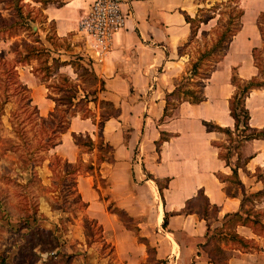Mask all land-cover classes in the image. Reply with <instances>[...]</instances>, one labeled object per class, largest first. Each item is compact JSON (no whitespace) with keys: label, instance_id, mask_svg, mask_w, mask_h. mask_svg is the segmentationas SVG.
<instances>
[{"label":"crops","instance_id":"0c3cea01","mask_svg":"<svg viewBox=\"0 0 264 264\" xmlns=\"http://www.w3.org/2000/svg\"><path fill=\"white\" fill-rule=\"evenodd\" d=\"M61 1L60 5L55 2L43 5L41 0H24V3L40 9L45 18L54 23L58 37L72 40L76 50L88 62L87 66L104 81V89L97 94L99 101L111 102L118 112L105 122L102 130L91 118L79 114L73 116L68 131L62 134L51 152L74 162L81 147L75 143L73 134L89 135L95 144L102 138L113 147V160L99 163L102 176L109 180V194L117 208L138 220L141 235L153 248L155 259L162 260L161 263L166 259V264H213L205 250L208 225L211 228L222 226L227 214L240 210L243 195L241 190L234 196L227 194L226 182L218 175H230L235 164L230 162L227 165L219 156L217 146L212 144V136L217 132H209L203 121L234 128L235 120L229 109L235 89L233 69L237 68L239 77L251 79L258 75L254 59L252 64L245 66L238 63L215 68L203 88L204 101H182L170 110L172 114L165 116L167 94L177 88L179 79L182 80L189 69L190 56L187 52H180L191 37L186 16L195 17L207 0H123L125 25L112 36L109 47L101 54L80 29L81 17L94 0ZM64 67L71 69L66 73L70 79L77 77L71 65L60 68ZM24 84L33 87L36 100V85L28 81ZM41 87L45 88L47 96V87L43 83L37 87L38 92ZM35 102L40 110L41 105H45L46 113L56 105L50 97ZM245 106L250 112L251 127L263 129L264 89H253ZM90 107L95 116L100 115L98 104L90 103ZM240 152L248 158L238 170L241 181L252 192L263 191L264 139L246 141ZM86 173L88 177L81 180L91 184L89 178L93 173ZM257 173L262 174L260 179ZM157 180H168L163 197ZM85 188L83 197L91 208L95 195L99 193L94 187L91 190ZM199 193L207 200L210 209L217 207L213 216L215 226L211 225L210 216L206 220L199 210L191 208L199 199ZM91 209L95 210L94 207ZM104 211L105 214L101 211H93V214L101 219L104 237L112 243L117 259L128 260L127 264H141L150 255L147 245L139 242L136 234L132 235L131 241L125 240L128 236L119 232L122 229L117 223L125 231L131 230L117 214L108 209ZM153 213L155 218L148 215ZM166 213L169 215L168 225L164 228ZM145 229L147 232L143 233ZM237 232L262 248L248 251L223 242L225 245L221 248L229 254L222 264H264V239L247 226L237 227Z\"/></svg>","mask_w":264,"mask_h":264},{"label":"rangeland","instance_id":"374dc122","mask_svg":"<svg viewBox=\"0 0 264 264\" xmlns=\"http://www.w3.org/2000/svg\"><path fill=\"white\" fill-rule=\"evenodd\" d=\"M44 1L55 2L56 4L63 3L61 0ZM214 3L225 5L228 2L226 0H207L205 7ZM240 5L244 11L241 19L242 28L234 37L224 62L221 64L220 61V64L218 63L215 68L238 63L244 66L252 64L251 50L255 47L260 48V57L264 59V42L257 28L258 17L264 12V0H240ZM24 10L32 12L34 21H28L24 27H9V29L6 27V20L10 19L15 10L9 0L0 2V264H44L53 255L52 252L48 253L44 246L45 242L51 240L52 234L59 238V249L63 253L75 256L72 258L71 264H127L128 260L117 259L112 243L104 237L101 219L96 218V215L93 214V211L94 213L101 211L105 214L104 209L112 211L117 208L115 201L109 194V180L103 177L100 172L99 154L101 152L98 148L81 147L77 160L68 162L65 158L51 152L53 148L43 150L39 147L43 126V130L49 129L48 125H45L40 118H48L56 110L52 108L46 113L43 108L45 105H41V110L39 108L38 113H35L33 109L34 105L37 104L35 101L50 95L58 98L63 95L57 89V86L65 85L59 77L67 76L66 73H69L71 69L65 67L61 69L59 66L61 63L74 61L77 57L83 58L81 60L83 65L87 66L88 62L76 50L72 40L56 35L54 23L48 21L40 9L25 4ZM223 11L226 19L227 11ZM215 22L212 21L209 25L202 26V29L210 30ZM10 31L13 34L12 37H8ZM197 40L190 43L184 50L190 56L188 57L189 68L190 61L204 51V45L207 43L211 46V36L207 37V40H200V37ZM24 42L39 49L36 52L38 59L33 58L26 63L16 62L17 57L25 54ZM36 55L33 54L32 57H36ZM15 65L17 74L10 71V68ZM204 69L203 72L208 68ZM75 72L77 77L74 76V79L70 80L79 90V97H83L94 85L91 77L83 73L81 66H78ZM236 73L238 74L237 68L233 69V74ZM34 76L37 79H34ZM237 76L239 77V75ZM239 79L241 82L249 80L241 77ZM16 80L22 83L28 81L29 84L36 85V100L33 97V87H28L32 99V102L29 103L26 96L19 92V87L15 83ZM42 83L47 87V96L44 87H41L42 90L40 89L38 92L37 87ZM179 83H181V79H179ZM74 103V106L68 108L63 105L62 110L56 114L54 120H59L66 111L64 108H67L65 114L68 120L71 118V112L79 110L78 114L83 113L86 105L79 103L78 99ZM97 104L100 107V115L110 109L101 101H98ZM100 115H96L97 121H99ZM80 135L85 140L87 135ZM212 137V144L217 146L219 153L232 152L230 162L236 166L238 155L235 152V146L238 145V138L234 136L230 139L220 132ZM241 147L237 150L240 156L244 157L243 160L240 159V164L243 166L248 158L241 154ZM111 153H104L106 154V161L111 157ZM70 164L79 166L80 170L75 174L67 173L72 167ZM90 165L95 166L94 168L97 170H89ZM235 166L233 165V167ZM87 171L93 173L89 178L91 184L81 180L83 177H88ZM242 175L245 176L244 173ZM218 176L225 180L226 188L235 194L241 190L242 194V188L238 184L231 183L235 180L233 173L230 175L220 173ZM256 176L260 179L262 174L257 173ZM166 184V180L160 182L161 186ZM85 187L87 190H91L92 187L98 190L99 195H95L91 206L95 210L88 206V200L83 197L82 190ZM245 187L249 189L248 186ZM249 191L252 192L250 189ZM263 201L264 199L256 202V209L264 212ZM205 204V198L201 196L191 208L202 210ZM152 211L154 212L153 209ZM148 215L155 218V213ZM214 215L215 212L211 210L209 220L213 226H215ZM117 217L122 219L119 215ZM137 221L134 219L127 222L133 229L131 232L125 231L120 223H117L122 229L119 232L131 237H126L125 240L131 241L135 232L137 235ZM151 223H154V220ZM219 227L221 226L212 227L210 236L214 235V231ZM145 232H147L146 229L143 233ZM162 232L164 233L163 229ZM141 236V232L138 231L137 237ZM211 245L210 248L212 249L215 247L221 249L225 244L219 240L213 241ZM261 248L259 246V249L255 250H261ZM216 254H220L218 256L223 263L228 258L229 252L223 251ZM161 262L162 260L155 259L154 252L151 251L149 257L144 259L141 264H166L168 261L165 259L163 260L164 263ZM58 264H63V262Z\"/></svg>","mask_w":264,"mask_h":264},{"label":"trees","instance_id":"16d2710c","mask_svg":"<svg viewBox=\"0 0 264 264\" xmlns=\"http://www.w3.org/2000/svg\"><path fill=\"white\" fill-rule=\"evenodd\" d=\"M4 0H0L3 2ZM11 6H13L15 13L11 15L9 20L7 21V26L10 28L14 27H24L28 23V21H34V16H32L31 11L24 10V0H9ZM43 5H47L50 1L41 0ZM227 4L223 5V3H214L209 7H201L198 9L195 17L186 16L187 22L191 26V37L184 46L181 47L180 52L184 53L185 47L189 46L190 43L196 41L199 37L200 40H207V37L211 36V46L209 44L204 45V51L196 57L195 59L191 60L190 68L183 75L181 83L177 86V88L172 92L167 94L166 96V107H165V116L170 115V110L174 109L176 105L182 101H189L191 103H201L205 100V96L203 94V88L206 86L207 81L211 77L212 72L215 69V66L223 60L225 55L227 54V50L235 37V35L241 30L242 22L241 19L244 15V11L241 8L240 0H226ZM59 5L62 3H58ZM225 7V9H223ZM227 11V17H224V11ZM5 22V20H3ZM212 21H216L214 26L210 28V30L202 29V26L209 25ZM2 22V21H1ZM6 23V22H5ZM9 28V29H10ZM257 28L259 30L260 36L262 41L264 42V12L261 13L257 20ZM13 34L11 31L8 34V37H12ZM198 41V40H197ZM25 47V54L20 55L17 57L16 62L19 63H26L30 60L38 59L39 57L36 55V52L39 49L29 43L24 42ZM260 48L255 47L252 49V57L254 59V63L256 68L258 69V75L252 77L247 81L241 82L239 77L235 74L232 77V83L235 86V93L231 97L229 101V109L230 114L235 120V125L233 129L224 128L212 121H203L205 127L209 132H220L227 135L230 139L234 136L238 138V145L235 146V152L238 155V162L235 167L232 168L233 177L235 178L234 181L231 183L238 184L242 188V195L243 198L241 200V208L239 211L231 214H227L224 217V221L222 226L219 227L214 231V235L210 236L211 226L208 225V239L205 244V250L209 255V258L213 264H221L222 259L219 258L218 253H222L223 249H215L210 248L213 241H223L227 243H232L241 247L245 250H253L259 249V246L256 244L254 240L245 238L241 234L237 232V227L239 226H247L249 227L256 235L262 237L264 239V212L261 210L256 209V202H260L264 199V190L257 191V192H250L246 189L245 185L239 178L238 170L242 166L240 164L241 156L237 149H239L245 141L251 139H264V128L263 129H255L250 125V112L245 106V100L247 96L251 93L253 89L263 88L264 89V59L260 57ZM35 54L36 57H32ZM82 57H77L76 60L71 62H63L59 66L63 65H71L75 71L77 70L78 66L82 67L83 73L91 77L93 82L92 89L88 90L83 97H79V90L77 89L76 85L72 84V81L68 76H61L59 79L65 84L62 86H57V89L62 92V96L60 98L50 95L49 97L53 99L56 103L55 105V113L53 112L50 117L44 118L41 117L40 120L45 124L48 125L49 129L42 128V136L40 140V145L43 150H50L54 148L59 142L60 137L63 133L68 131L69 123L73 116L78 115V112H71V118H67L66 111L68 107L74 106V102L78 99L79 103L85 104V110L83 113L79 114L84 118H91L93 122H95L99 130H102L105 122L110 119L111 117H115L117 115V108L111 103L107 101H101V103L110 107L109 110H106L101 113L99 121L96 120V116L90 107V103L97 104L98 99V91L104 89V81L100 79L96 73L86 65L81 63ZM46 62V61H45ZM47 64V63H46ZM48 68V67H47ZM204 68L206 71H202ZM205 70V69H204ZM10 71L13 74H17L16 72V65L10 68ZM81 76V74H78ZM12 77V75H11ZM47 77V75H46ZM16 85L19 87V92L26 96L27 101L29 103L32 102L29 88L26 84L22 83L19 80L15 81ZM65 105L67 108H64V114H62L58 121L54 120L56 114L60 112L63 108L62 106ZM35 113H38V108L36 105L33 107ZM57 122V123H56ZM73 138L75 143L79 147H86L89 149H93L97 147L98 150L101 152L99 154V163H102L106 160V154L111 153L113 147L104 142L102 138H99L97 144L94 143L92 138L87 135L85 140H83L82 135L73 134ZM161 139H164L162 137ZM215 145V144H213ZM160 142L157 143V150L159 151ZM103 152V153H102ZM106 153V154H104ZM219 156L227 163L230 164V159L232 157V152H228L226 154L219 153ZM108 160H113V156L111 155ZM72 167L68 170L67 173L75 174L80 170V167L77 165H72ZM89 170L94 169L93 165L88 167ZM168 182V180H166ZM225 181V180H223ZM160 180H157V184L159 187V191L161 196L163 197V189L167 187L160 185ZM226 192L229 195L234 196L235 192H232L230 189L226 188ZM199 196H202V193H199ZM204 205L203 209L199 210L205 219L207 220L211 210L215 213L217 211V207L214 206L210 209L209 204L207 203ZM113 213L119 215L122 219L124 225L129 229L133 230L128 224V221H133L134 218L131 217L127 212L122 209L115 208L112 210ZM168 213L165 214L163 227L166 228L168 225ZM137 230L140 233L139 226H136ZM134 230V231H137ZM137 231V235H138ZM136 234V232H135ZM140 242H143L149 248V251H153V248L150 246L147 238L145 237H138ZM45 249L48 253L52 252L53 255L49 258L47 262L44 264H58L63 262V264H71L73 255H66L63 253L60 248V241L55 234H52L51 240L49 242H45Z\"/></svg>","mask_w":264,"mask_h":264},{"label":"built area","instance_id":"2783aa9c","mask_svg":"<svg viewBox=\"0 0 264 264\" xmlns=\"http://www.w3.org/2000/svg\"><path fill=\"white\" fill-rule=\"evenodd\" d=\"M122 4L123 0H94L81 17L80 29L98 54L109 47L112 36L125 25Z\"/></svg>","mask_w":264,"mask_h":264}]
</instances>
